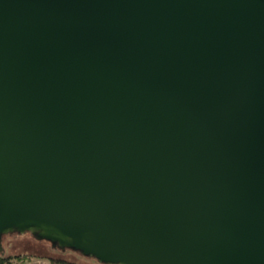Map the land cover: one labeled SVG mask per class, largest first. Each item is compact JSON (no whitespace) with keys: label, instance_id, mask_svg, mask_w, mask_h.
<instances>
[{"label":"water","instance_id":"95a60500","mask_svg":"<svg viewBox=\"0 0 264 264\" xmlns=\"http://www.w3.org/2000/svg\"><path fill=\"white\" fill-rule=\"evenodd\" d=\"M24 234L264 264V0H0V254Z\"/></svg>","mask_w":264,"mask_h":264},{"label":"rangeland","instance_id":"374dc122","mask_svg":"<svg viewBox=\"0 0 264 264\" xmlns=\"http://www.w3.org/2000/svg\"><path fill=\"white\" fill-rule=\"evenodd\" d=\"M3 246L6 251L13 255L31 254L30 257L14 258L12 264H51L48 256L65 258L78 264H110L103 263L93 257L85 256L79 251L72 249H54L48 243L35 241L29 235L24 234L22 237L5 236Z\"/></svg>","mask_w":264,"mask_h":264},{"label":"trees","instance_id":"16d2710c","mask_svg":"<svg viewBox=\"0 0 264 264\" xmlns=\"http://www.w3.org/2000/svg\"><path fill=\"white\" fill-rule=\"evenodd\" d=\"M14 234H18V233H10L8 235H14ZM28 234H30V233H28ZM5 236H7V235H3L2 241H3ZM45 241H47V240H45ZM54 249H56V248H54ZM30 256H31V254H25L23 256L22 255H13V254L7 252L5 249V253L0 254V264H12V260L14 258L21 259L22 257H30ZM48 259L50 260L51 264H78L76 262H73V261L65 259V258H58V257L56 258V257L48 256Z\"/></svg>","mask_w":264,"mask_h":264}]
</instances>
